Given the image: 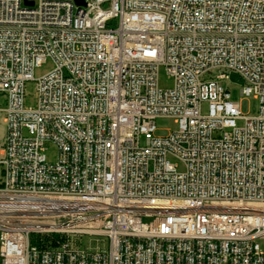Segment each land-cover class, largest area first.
Listing matches in <instances>:
<instances>
[{
  "label": "built area",
  "instance_id": "1",
  "mask_svg": "<svg viewBox=\"0 0 264 264\" xmlns=\"http://www.w3.org/2000/svg\"><path fill=\"white\" fill-rule=\"evenodd\" d=\"M28 1L0 0L1 264H264V0Z\"/></svg>",
  "mask_w": 264,
  "mask_h": 264
},
{
  "label": "rangeland",
  "instance_id": "2",
  "mask_svg": "<svg viewBox=\"0 0 264 264\" xmlns=\"http://www.w3.org/2000/svg\"><path fill=\"white\" fill-rule=\"evenodd\" d=\"M54 64L49 59L43 62L40 66L36 67L33 73L32 80L27 81L25 85V102L28 106H34L37 101V79L44 76L53 70ZM158 83L160 88L169 89L173 86V78L169 75L167 69L164 66H160L158 71ZM223 84L229 90L231 100L239 103L241 114L244 116H254L258 113L260 101L254 95H242L241 90L244 85V80L240 77L237 72H230L229 78L223 81ZM6 106V95L0 93V159L2 158L1 151L6 137V123H5V112L3 108ZM203 112H208V104L205 103ZM237 124L239 126L244 125V120L238 119ZM156 134L167 135L172 131L178 129V122L172 117H159L156 119ZM144 143V140H143ZM57 148L53 143L47 144L45 155L48 161L54 162L57 159ZM3 176V166L0 165V180ZM84 240H89L87 237ZM92 244L96 245V239L92 238ZM1 264V258H0Z\"/></svg>",
  "mask_w": 264,
  "mask_h": 264
},
{
  "label": "trees",
  "instance_id": "3",
  "mask_svg": "<svg viewBox=\"0 0 264 264\" xmlns=\"http://www.w3.org/2000/svg\"><path fill=\"white\" fill-rule=\"evenodd\" d=\"M31 242L32 244L38 245L40 247L53 246L56 244L55 237L40 235V234L32 235Z\"/></svg>",
  "mask_w": 264,
  "mask_h": 264
},
{
  "label": "water",
  "instance_id": "4",
  "mask_svg": "<svg viewBox=\"0 0 264 264\" xmlns=\"http://www.w3.org/2000/svg\"><path fill=\"white\" fill-rule=\"evenodd\" d=\"M26 4L28 5H33V2L32 1H28V0H24ZM78 3L81 2V0H76Z\"/></svg>",
  "mask_w": 264,
  "mask_h": 264
}]
</instances>
